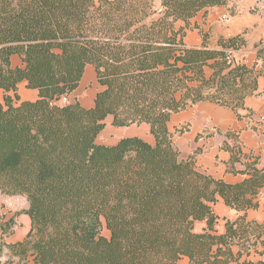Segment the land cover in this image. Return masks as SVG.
<instances>
[{
  "label": "trees",
  "instance_id": "trees-1",
  "mask_svg": "<svg viewBox=\"0 0 264 264\" xmlns=\"http://www.w3.org/2000/svg\"><path fill=\"white\" fill-rule=\"evenodd\" d=\"M229 1L0 0V192L29 203L1 224L0 258L5 249L7 259L0 264H176L183 257L232 264L250 253L252 237L264 236V224L246 214L259 207L264 169L236 171L248 156L226 144L228 170L247 177L234 185L215 179L197 169L199 150L181 158L174 137L183 130L169 128L174 114L204 102L241 118L246 98L256 95L264 41L261 69L233 58L246 44L242 36L220 40V49L184 43L193 18ZM89 66L102 88L94 105L52 104L76 92ZM23 81L37 100L20 102ZM109 117L114 127L149 125L154 144L140 137L98 144ZM219 198L242 213L223 234L212 210ZM22 214L30 232L6 244ZM203 221L207 228L196 232Z\"/></svg>",
  "mask_w": 264,
  "mask_h": 264
},
{
  "label": "crops",
  "instance_id": "crops-1",
  "mask_svg": "<svg viewBox=\"0 0 264 264\" xmlns=\"http://www.w3.org/2000/svg\"><path fill=\"white\" fill-rule=\"evenodd\" d=\"M181 26H184V23L178 22L177 27ZM237 36H242L246 44L233 54L235 61L246 63L250 67L257 62V68L261 69L262 62L257 60V52L258 46L264 41V0H230L224 6L199 13L191 20L184 43L187 48H202L205 44L210 49H220V40ZM12 62L14 66L22 65L18 56H14ZM17 94L20 102L35 101L39 98V92L29 89L26 81L18 85ZM10 95L14 97V93ZM4 96L5 92L0 90V104L4 103ZM75 100L85 107L81 96L74 97ZM239 113L241 118L231 108L219 103L204 102L174 114L169 128L172 132L183 130L174 137V144L180 151L181 158L187 159L199 150L195 157L197 169L215 179L234 185L242 182L247 174L233 173L228 170L231 166V152L224 146L238 145L242 153L248 157H242L240 162L234 164L236 171H244L250 165L264 169V130L259 123V117L264 114V76L258 80L256 95L246 98L245 108ZM103 132L109 139L113 140L112 136L116 139L108 146L117 144L123 138L134 137L126 133L124 129L114 127L111 117L106 120V126L101 133ZM148 142L154 144V137L150 136ZM256 201L259 207L247 211V220L264 224V187L260 190ZM11 202V200L0 199V216L6 215L5 220L22 210L13 206ZM27 208L28 204L24 209ZM212 210L217 217L215 227L219 234L225 233L228 221H236L242 215L241 212L229 207L222 198L212 205ZM15 221L17 224L13 228V233L4 238L6 244L22 242L31 230V219L28 215L22 214L16 217ZM206 228V222H198L195 231L200 233ZM1 236L0 219V242ZM262 240L264 236L261 239L253 236L250 253H244L232 264H264ZM232 249L235 255L241 250L238 244H235ZM6 259L7 250L6 254L0 258V262ZM176 264H190V259L183 257Z\"/></svg>",
  "mask_w": 264,
  "mask_h": 264
},
{
  "label": "rangeland",
  "instance_id": "rangeland-1",
  "mask_svg": "<svg viewBox=\"0 0 264 264\" xmlns=\"http://www.w3.org/2000/svg\"><path fill=\"white\" fill-rule=\"evenodd\" d=\"M100 90H102V88L98 82L96 69L92 66H89L86 69L84 78H83L79 88L76 90L74 95L70 96V101L71 100L74 101V97L81 96V99H82L85 107L90 108L94 105L95 97ZM91 104H92V106H90ZM59 105H66V104H59ZM116 128L124 129V131L126 133H128L129 135H133L134 137H140L146 141H148L150 136H152L150 133V126L147 124H142L139 126L133 125L130 127H116ZM112 139L113 140L109 139V137L103 132L99 135L97 142L100 145H107L108 146V145L112 144L114 141H116L114 136H112ZM0 199L11 200L12 201L11 203L13 206L22 209L20 211L27 210L29 208V203H28L27 199L23 196L10 197V196H5L0 192ZM27 204H28V208L24 209ZM15 213H14V215H15ZM5 218H6V215L0 216L1 224H6ZM103 234L105 236L110 235L109 231L106 228L103 230ZM4 254H6L5 249L2 251L1 256H4ZM31 262H32L31 264H34L33 259H31Z\"/></svg>",
  "mask_w": 264,
  "mask_h": 264
},
{
  "label": "built area",
  "instance_id": "built-area-1",
  "mask_svg": "<svg viewBox=\"0 0 264 264\" xmlns=\"http://www.w3.org/2000/svg\"><path fill=\"white\" fill-rule=\"evenodd\" d=\"M69 101L70 95H64L60 99L53 101L52 104H67ZM259 123L262 126V129L264 130V114L259 117Z\"/></svg>",
  "mask_w": 264,
  "mask_h": 264
}]
</instances>
